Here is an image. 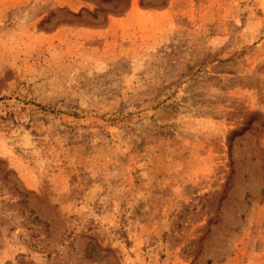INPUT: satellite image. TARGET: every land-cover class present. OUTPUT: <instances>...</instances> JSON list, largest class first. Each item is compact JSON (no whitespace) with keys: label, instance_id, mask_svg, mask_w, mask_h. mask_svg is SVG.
Returning a JSON list of instances; mask_svg holds the SVG:
<instances>
[{"label":"rangeland","instance_id":"rangeland-1","mask_svg":"<svg viewBox=\"0 0 264 264\" xmlns=\"http://www.w3.org/2000/svg\"><path fill=\"white\" fill-rule=\"evenodd\" d=\"M0 264H264V0H0Z\"/></svg>","mask_w":264,"mask_h":264}]
</instances>
